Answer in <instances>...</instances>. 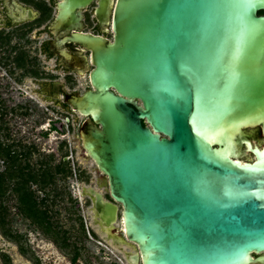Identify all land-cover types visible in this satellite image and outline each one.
<instances>
[{"label":"water","instance_id":"obj_1","mask_svg":"<svg viewBox=\"0 0 264 264\" xmlns=\"http://www.w3.org/2000/svg\"><path fill=\"white\" fill-rule=\"evenodd\" d=\"M91 1L67 0L50 30L78 29L70 12ZM262 12L264 0H117L113 41L66 39L93 53L94 87L66 104L87 118L77 141L114 202L82 190L128 264H264V156L236 152L264 121Z\"/></svg>","mask_w":264,"mask_h":264},{"label":"flooded vegetation","instance_id":"obj_2","mask_svg":"<svg viewBox=\"0 0 264 264\" xmlns=\"http://www.w3.org/2000/svg\"><path fill=\"white\" fill-rule=\"evenodd\" d=\"M104 1L92 0L87 6L72 10L71 18L66 22L79 28L66 34L56 35L50 27L62 21L59 19L63 11L61 5H65L67 0H0L1 153L23 157L30 150L35 151L34 146L29 148L26 144L24 136L26 131H23L28 125V108L32 100L37 104L50 103L70 113L74 116V123L80 120L79 127L87 120L70 109L66 104V97L72 93L83 94L94 87L91 81V73L95 69L92 62L93 53L84 46L66 39L74 32H82L113 41V11L117 0H113L108 19L99 13L102 11ZM262 14L264 15V12ZM28 87H33L32 93L36 97L29 93ZM74 87L87 88L80 92ZM53 126L57 127L56 131L52 130ZM245 131L248 142L242 144L240 141L241 145L236 152L240 153L239 158L242 160H250L249 156L253 157V161H257L258 155L250 151V148L259 150L264 156V121L258 125L248 126ZM51 133L61 135L62 131L56 123H53L50 133L46 134L49 136ZM44 134V131H41L38 135L44 138ZM77 134L78 131L73 134V143L69 144L65 140L62 145L71 148L74 145L75 151L78 147L81 154L87 158L82 145L80 146L77 141ZM3 161L6 164L4 169L6 170L8 163L5 159ZM96 167L94 162L90 169L94 177L92 176L91 180L88 179L83 185L96 188L103 193L106 200L114 202L109 193L99 189L98 180L99 177L101 179L102 174L98 177ZM78 197L85 200L92 219L91 200L84 195L83 190ZM93 233L101 235L94 229ZM72 263L77 264L73 260Z\"/></svg>","mask_w":264,"mask_h":264},{"label":"rangeland","instance_id":"obj_3","mask_svg":"<svg viewBox=\"0 0 264 264\" xmlns=\"http://www.w3.org/2000/svg\"><path fill=\"white\" fill-rule=\"evenodd\" d=\"M86 88L74 87L80 92ZM32 89L33 87H28L29 93L36 97ZM32 101L28 108V125L23 131H26V144L29 148L34 146L35 151H31L32 155L28 159L23 158L20 166L25 168L26 164L30 165L24 169L25 174L32 172L41 175L45 170L55 172V168L64 160L67 167L72 169V174L69 178L56 175L54 183L45 189H41V185L31 184V190L41 209L48 211L50 215V231H46L42 225L20 211L18 195L13 191L17 178L7 181V193L0 202V264H73L72 260L77 254V264H120L109 252V248L118 251L124 264H128L126 251L131 249L113 247L103 235L93 233V229L99 232L92 223L85 200L76 193V185L79 184L82 191L86 181L94 177L90 171L94 162L85 158L78 147L75 151L74 145H71L72 148L62 145L65 140L69 144L73 143V134L78 131L80 120L74 123V116L63 109L47 102L37 104ZM53 123L57 124L62 134L51 133L46 136ZM41 131L45 133L44 138L38 135ZM3 160L4 158H0V172L5 171L6 164ZM73 164L77 167L78 182ZM43 199H47L44 205L41 204ZM1 224L10 233V237L3 234Z\"/></svg>","mask_w":264,"mask_h":264},{"label":"trees","instance_id":"obj_4","mask_svg":"<svg viewBox=\"0 0 264 264\" xmlns=\"http://www.w3.org/2000/svg\"><path fill=\"white\" fill-rule=\"evenodd\" d=\"M52 130L56 131L57 127L53 126ZM46 136H48V134H46ZM31 155V150L23 157L19 155L11 156L0 152V158H4L8 163L7 169L0 172V202L7 193V181L17 178L16 186L13 188V191L18 195L20 211L24 215L32 218L35 223L42 225L46 231H50L51 225L48 223L50 215L48 211L41 209L40 203L31 190V184L34 183L36 185H41V189H45L47 186L54 183L56 175H62L64 178H69L72 174V169L67 167L66 162L63 160L60 165L55 168V172L45 170L41 175H36L32 172L25 174L24 169L29 168L30 165L26 164L25 168H22L20 162L22 161V158L28 159ZM46 202L47 199H43L41 204L44 205ZM1 226L3 229L2 224ZM3 234L10 237V233L6 232L4 229ZM78 257V254L74 257V263L77 262Z\"/></svg>","mask_w":264,"mask_h":264},{"label":"built area","instance_id":"obj_5","mask_svg":"<svg viewBox=\"0 0 264 264\" xmlns=\"http://www.w3.org/2000/svg\"><path fill=\"white\" fill-rule=\"evenodd\" d=\"M73 171H74V174H75V178H76V182H78L77 181V175H76V172H77V167H76V165L75 164H73ZM78 184V183H77ZM81 189V186H79V184L78 185H76L75 186V190H76V193L78 192V195H79V193H80V190ZM89 234H90V236H91V233H90V231H89ZM91 238H92V236H91ZM98 243H100V245H104V244H102L101 242H99V241H97ZM106 246V245H105ZM106 248V247H105Z\"/></svg>","mask_w":264,"mask_h":264},{"label":"bare ground","instance_id":"obj_6","mask_svg":"<svg viewBox=\"0 0 264 264\" xmlns=\"http://www.w3.org/2000/svg\"><path fill=\"white\" fill-rule=\"evenodd\" d=\"M103 246L106 247V248L108 249L107 246H105V245H103ZM108 250H109V252H110L113 256H115V257L118 259V261H119L120 264H124V262L122 261V259L120 258L119 254H118V251L113 250L112 248H109Z\"/></svg>","mask_w":264,"mask_h":264}]
</instances>
